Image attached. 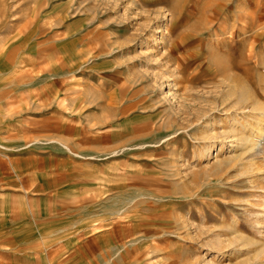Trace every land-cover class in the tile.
<instances>
[{
    "label": "rangeland",
    "instance_id": "obj_1",
    "mask_svg": "<svg viewBox=\"0 0 264 264\" xmlns=\"http://www.w3.org/2000/svg\"><path fill=\"white\" fill-rule=\"evenodd\" d=\"M245 86L264 106V0H0V204L32 212L0 223L8 264L263 262Z\"/></svg>",
    "mask_w": 264,
    "mask_h": 264
},
{
    "label": "bare ground",
    "instance_id": "obj_2",
    "mask_svg": "<svg viewBox=\"0 0 264 264\" xmlns=\"http://www.w3.org/2000/svg\"><path fill=\"white\" fill-rule=\"evenodd\" d=\"M174 11H176V7L175 6L172 7L171 14H174L173 13ZM171 25H173V21L170 22V25H169V27H167L166 30H169L170 27H171ZM169 36H171V35H169ZM249 89L250 88H248V86H245L243 88L242 92L240 91L241 94L238 95V97L236 99V103H235L239 107L237 110L240 111V112H242L243 114L245 112V109H246L247 105L250 104L249 101H252V96L250 94ZM167 93H170V90ZM167 93H166V96H167ZM250 106H252V109H251L252 112L251 113H253V112H255V113L258 112L259 113L260 118H261V120L259 122L262 123L261 121H264V106H263L262 102L255 100V101L251 102ZM251 113L250 114H245L244 116H246V115L251 116ZM237 115L238 114H236L231 119H229V121H228L229 127H228V130H226L224 132V134H225L224 136H227L226 138L231 139V142H240L241 141L244 144L243 147L246 148L245 142L249 143L252 140V136L245 135L246 129L247 128H251V130L254 131L255 130V127L252 125L253 123H251V122L243 123L242 122L243 120L241 122H239V120L237 118ZM245 148H243V150H245ZM210 150H211L210 147H202V149H201V154H203L202 157L209 158L211 155H213L212 151H210ZM218 150L220 151V149H218ZM198 153H200V152H198ZM216 156L218 157V154ZM228 233H230V234H228ZM225 235L226 236L227 235L228 236L232 235L233 238L235 239V241L231 239L230 240L231 241L230 243H238L242 247H247L248 244L251 245L252 243H253L252 245H255L256 244L255 242H253V240H251L250 238H248V236L246 237V236L242 235V233H240L238 231L237 224H235L234 226L232 225V227H230V229H227V233ZM255 257H258V253H257V256H255ZM263 262H260L258 264H264Z\"/></svg>",
    "mask_w": 264,
    "mask_h": 264
},
{
    "label": "crops",
    "instance_id": "obj_3",
    "mask_svg": "<svg viewBox=\"0 0 264 264\" xmlns=\"http://www.w3.org/2000/svg\"><path fill=\"white\" fill-rule=\"evenodd\" d=\"M72 153L77 154L76 152H72ZM74 154H72V155L76 156ZM8 163H12V165H13L14 159L13 160L9 159ZM11 169H12L13 173L15 174V176L17 177L18 176L17 170H15L14 168H11ZM5 192H7L8 195L16 196L18 198L17 202H16L17 203L16 205L18 207L9 206L10 204H7V203H4V205L0 204V223H2V219L5 218L3 220V221H5L7 218H9L10 214L12 215V219H10V220L13 222H17L18 220H21L23 217L32 216V212H31L30 207L28 205H26L24 201L21 200L22 199L21 194H20L21 192H16L14 190L5 191ZM26 192L27 191H25L24 194ZM11 201H10V203H11ZM15 226L17 227V229L15 231L14 237H17V239H19L20 241H23V239H22L23 234H22V228H21L22 225L21 224H15ZM7 230L8 229H5V230H2L1 232L7 231ZM28 232H29L28 234L31 236V239H34L36 237V232L33 228H30V231H28ZM4 248H0L1 249L0 250V264H8V261H7L8 257L7 256L9 253V249L7 247L5 249ZM39 253H40V251H37V253L35 255H37L38 257H41ZM63 254L66 255L67 253L64 252ZM71 255H72V253H71ZM75 259L76 258L74 257L73 261H75ZM35 262H36V264H41V258L36 259Z\"/></svg>",
    "mask_w": 264,
    "mask_h": 264
}]
</instances>
